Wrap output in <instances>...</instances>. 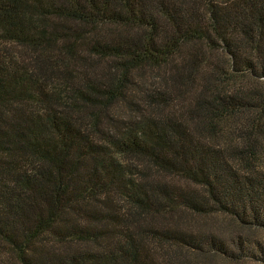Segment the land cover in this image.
Wrapping results in <instances>:
<instances>
[{"label":"trees","instance_id":"trees-1","mask_svg":"<svg viewBox=\"0 0 264 264\" xmlns=\"http://www.w3.org/2000/svg\"><path fill=\"white\" fill-rule=\"evenodd\" d=\"M0 264H264V0H0Z\"/></svg>","mask_w":264,"mask_h":264}]
</instances>
